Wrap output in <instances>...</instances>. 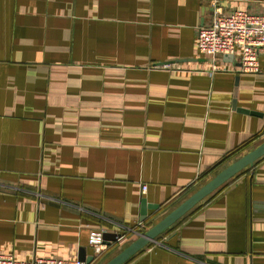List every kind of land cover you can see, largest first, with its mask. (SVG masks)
I'll return each instance as SVG.
<instances>
[{"label": "crops", "instance_id": "crops-1", "mask_svg": "<svg viewBox=\"0 0 264 264\" xmlns=\"http://www.w3.org/2000/svg\"><path fill=\"white\" fill-rule=\"evenodd\" d=\"M210 21L204 0H0V254L100 264L142 198L144 224L264 141V52L258 73L239 50L211 72ZM99 230L127 237L97 254ZM123 264H264V155Z\"/></svg>", "mask_w": 264, "mask_h": 264}, {"label": "built area", "instance_id": "built-area-1", "mask_svg": "<svg viewBox=\"0 0 264 264\" xmlns=\"http://www.w3.org/2000/svg\"><path fill=\"white\" fill-rule=\"evenodd\" d=\"M206 1L211 15L210 24L197 29L198 51L213 61L211 72L218 69L215 63L217 57L231 54L239 50V65L237 71L242 73H258L259 57L264 52V14L244 10H234L225 14L219 5V0ZM146 191V185H142ZM140 221L138 227H141ZM105 230L91 231L89 244L94 252L100 254L108 246L118 244L127 236L122 234L115 240L105 241ZM137 236L140 231L132 230ZM0 264H86L81 260H67L53 257L34 258L32 260H17L10 255L0 254Z\"/></svg>", "mask_w": 264, "mask_h": 264}, {"label": "water", "instance_id": "water-1", "mask_svg": "<svg viewBox=\"0 0 264 264\" xmlns=\"http://www.w3.org/2000/svg\"><path fill=\"white\" fill-rule=\"evenodd\" d=\"M223 58L232 59V55L225 54L223 55ZM239 110L252 115H260L254 110H248L244 108H239ZM262 155H264V141L241 156L237 157L235 160L216 172L211 178L202 183L199 187L188 194L181 202L169 210L163 217L154 222L148 229H146L144 232L138 233L135 239L131 240L127 245L120 249L111 258L106 260L103 264L125 263L150 242H154L159 235L170 229L171 226L174 225L180 218H182L192 208L203 201L207 196L213 193L217 188L223 185L227 180L239 173L245 167L252 166L254 162ZM158 208L159 204L147 203L146 199L142 198L140 221L143 222L148 219L150 215H152H147L148 209L157 210ZM120 235L121 233L116 232H103V238L107 240L115 241ZM77 258L81 261H85L86 264H90L93 260V256H86L84 248L79 249Z\"/></svg>", "mask_w": 264, "mask_h": 264}, {"label": "rangeland", "instance_id": "rangeland-1", "mask_svg": "<svg viewBox=\"0 0 264 264\" xmlns=\"http://www.w3.org/2000/svg\"><path fill=\"white\" fill-rule=\"evenodd\" d=\"M199 186H200V185H199ZM199 186H197V187H199ZM195 189H196V188H195ZM195 189H194V190H195ZM171 209H172V208H171ZM168 211H169V210H168ZM168 211H167V212H168ZM167 212H166V213H167ZM166 213H164V215H165ZM164 215H163V216H164ZM163 216H162V217H163ZM159 217H160V216H159ZM159 217H158V216L153 217V218L151 217L150 220H148L146 223H144V224L141 225V229H140L139 231H140V232H144V231H145L146 229H148V228H149L154 222H156L158 219L161 218V217H160V218H159ZM135 236H136V235H135ZM133 237H134V235H133ZM135 238H136V237H135ZM135 238H133V239H135ZM128 243H129V242H128ZM105 261H106V260H105ZM105 261H103V262L100 263V264H103Z\"/></svg>", "mask_w": 264, "mask_h": 264}, {"label": "trees", "instance_id": "trees-1", "mask_svg": "<svg viewBox=\"0 0 264 264\" xmlns=\"http://www.w3.org/2000/svg\"><path fill=\"white\" fill-rule=\"evenodd\" d=\"M172 226H173V225H172ZM172 226H171V227H172Z\"/></svg>", "mask_w": 264, "mask_h": 264}]
</instances>
